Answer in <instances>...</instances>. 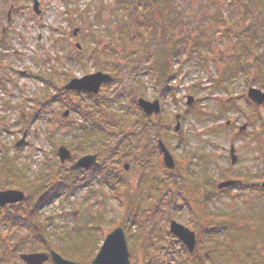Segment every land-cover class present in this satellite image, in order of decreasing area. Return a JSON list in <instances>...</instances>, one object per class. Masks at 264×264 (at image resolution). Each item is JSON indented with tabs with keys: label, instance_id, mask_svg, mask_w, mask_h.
Masks as SVG:
<instances>
[{
	"label": "trees",
	"instance_id": "trees-1",
	"mask_svg": "<svg viewBox=\"0 0 264 264\" xmlns=\"http://www.w3.org/2000/svg\"><path fill=\"white\" fill-rule=\"evenodd\" d=\"M217 1L198 0L199 4L208 6L202 8V20L195 28L199 31L191 38L190 30L189 33L177 35L176 25H181V20L176 14V7H173L174 0H152L151 3L150 0H116L119 10L125 13L123 16L130 17L133 11L138 12L137 26L141 27L144 37L149 40L145 42L140 34L133 36L136 49L148 48L145 49L147 54L144 57L154 97L174 98L176 88L171 81L180 76V68H176L177 61L182 55L191 60L211 50L213 39L208 38L211 39V35L217 32L221 35L218 36L219 42L223 43L226 39L231 46L227 64L216 84L222 81L229 83L237 77L250 85L263 83L264 0H225V9L214 3ZM209 29L213 30L210 36L207 34ZM121 38L125 39L124 33ZM121 43L124 44L123 41ZM101 49V56H109L110 62L112 59V67L99 61L98 50L88 53L87 57L84 56L86 52L80 51L75 61L83 65L90 56L94 67L112 75L118 64L117 51L109 45ZM106 57L102 59L106 60ZM112 79L109 85L118 82L116 78ZM136 79L131 86L125 84L122 88L120 83V86L113 87L107 96L81 94V100H86L82 103L84 106L67 101L70 112L77 116L74 121L64 122L62 127L65 131L61 139L67 142L74 156L96 154L95 166L78 170L68 167L53 174L54 169L47 165L32 176H27L26 168L17 164V156L13 154L12 148L10 153V148L1 144L0 190L19 189L26 195L17 204L0 206V264H12L18 253L26 250H54L64 258L80 263L91 261L98 249L95 247L92 251L93 240L98 242L96 236L106 232L99 222L100 216L82 217L76 226L67 229L66 225L55 224L54 212L50 213L48 209L58 196H73L77 190L84 188L89 194L92 191L89 184L91 179L95 180L98 187H102H95L101 192L109 188L110 197L116 199L120 206L119 211L124 218L110 226H121L125 230L130 264H264L262 250L256 249L253 253L243 249L247 248L243 247L244 243L240 245L226 241L229 236H233L236 241L242 242L236 237V227L233 226L241 220L240 212H216L211 206L208 207L216 196L227 194L233 188H248L250 192L257 189L261 192L259 184L244 182L237 175L235 179L238 183L218 190L209 184V180L218 179L214 171L212 173L207 169L201 177L198 176L192 172V161L188 155L173 153L175 169H165L157 140L160 139L166 147L173 149L168 137L170 121L162 115L156 120L144 116L136 101L137 97L144 98L142 90L146 86ZM244 98L250 104L249 107L259 110L257 104L246 96ZM232 99L226 98L225 103L229 108L234 105ZM258 115L256 125L264 135V119L261 114ZM255 140L260 142L259 137L255 136ZM127 159L134 160L139 170L135 186L131 185L123 169ZM53 175L57 178L55 181ZM221 177L225 178L224 175ZM263 177L264 174H260L258 180ZM132 187L133 191L130 190ZM184 210L190 215L191 228L196 233V245L192 253L168 232L169 220L180 219L179 213ZM260 220L257 223L262 225L263 220ZM249 221L253 223L254 219ZM241 223L249 222L243 220ZM13 236L18 237L13 240ZM260 239L264 245V236H260Z\"/></svg>",
	"mask_w": 264,
	"mask_h": 264
},
{
	"label": "rangeland",
	"instance_id": "rangeland-1",
	"mask_svg": "<svg viewBox=\"0 0 264 264\" xmlns=\"http://www.w3.org/2000/svg\"><path fill=\"white\" fill-rule=\"evenodd\" d=\"M37 1L41 11L39 14L33 12L32 0H0V148L3 144L10 148V153L13 151L17 156V164L26 168L27 176H32L47 165L54 169L53 174L62 172L79 157L72 155L67 142L61 139L65 131L62 126L66 121H74L77 116L69 111L67 101L84 106L82 103L86 100H81V94L66 93L62 88L72 79H80L96 71L104 73L98 70L97 66L94 67L90 56L85 59L83 65L75 61L80 50L86 52L85 57L88 53L98 50L99 61L112 67V59L110 62L109 56H101V48L109 45L117 51L118 64L116 72L112 75L118 82L104 85L98 97L107 96L108 92L113 87L120 86V83L122 88L125 84L131 86L137 78V82L146 86L142 90L144 98L148 101L159 100L161 115L170 121L168 137L173 149L169 150L172 154L188 155L192 161V172L201 177L203 171L209 169L212 173L214 171L217 178L224 175L229 179L239 175L238 178L244 182L256 184L264 180V177L257 180L260 174H264V135L256 125L258 114L264 119V103L259 105V110L256 111L248 106L250 104L246 103L244 98L250 87L263 90L264 81L259 85H250L241 77H237L232 78L229 83L222 81L221 84H216L227 64L231 46L226 39L223 43L219 42L220 33L211 35V39L207 37L208 40L213 39L211 50L196 59L190 60L186 55L179 58L176 68H180V76L171 81L176 88L174 98H157L152 94L149 71L146 70L148 64L144 56L147 54L145 49L148 48L134 47L137 45L134 35L140 34L145 42L149 41L144 37L141 27L137 26L138 12L133 11L130 17L123 16L125 13L119 10L116 0ZM226 1L218 0L214 3L225 9ZM11 3L17 6L7 22L6 13ZM173 5L181 20V25H176L177 35L189 33L190 30V37H195L199 31L195 28L199 26L198 22L203 16L201 10L208 5L199 4L198 0H174ZM125 22L126 26H123ZM3 27L5 31L1 32ZM74 28H79L75 37L71 34ZM212 32L213 30L209 29L207 34L210 36ZM123 33L125 39L121 38ZM104 57L106 60L102 59ZM188 96L194 99L190 105L186 104ZM226 96L233 98L234 105L231 108L225 103ZM177 114L180 115L179 124L175 118ZM243 124L247 126L239 132L238 127ZM176 125L177 131L174 130ZM23 135L24 144L15 148L14 144L20 141ZM255 136L260 138L259 143ZM62 144L69 149L72 157L71 161H65L63 164L55 153ZM231 145L235 147L237 154V161L232 165L228 154ZM127 160L128 169L125 173L131 185L135 186L139 170L134 160ZM52 177L53 181L57 179L54 175ZM219 181L221 180L212 179L209 184L215 186ZM89 182L92 190L89 194L84 188L77 190L73 196H58L48 209L50 213L54 212L55 224L66 225L67 229L76 226L82 217L91 215L92 218L99 215V222L106 234L112 230L110 225L123 220L124 215L119 211L120 206L116 199L110 197L109 188L102 189L105 193L103 194L95 188H102L95 184V180L91 179ZM130 190L133 191L134 188ZM256 190L250 192L248 188H233L227 194L220 193L208 206L216 212H240L241 220L233 226L236 227V237L242 242L236 241L233 236H229L226 241L240 245L244 243L243 247L247 248L243 249L253 253L256 249L264 252L260 239V236H264V189L261 192ZM249 214L253 216L249 217ZM179 215L180 219L176 220L191 228L188 218L190 215L186 210ZM251 218L254 219L253 223L249 221ZM258 219L263 220H260L262 225L257 223ZM243 220L249 223L242 224ZM105 234L96 236L99 241L96 243L93 240L92 251L101 245ZM17 237L13 236L12 239L16 240ZM16 258L12 264H22L18 256Z\"/></svg>",
	"mask_w": 264,
	"mask_h": 264
},
{
	"label": "water",
	"instance_id": "water-1",
	"mask_svg": "<svg viewBox=\"0 0 264 264\" xmlns=\"http://www.w3.org/2000/svg\"><path fill=\"white\" fill-rule=\"evenodd\" d=\"M38 1H33V10L36 14H38ZM77 29H73L72 35H76ZM110 76L105 75L101 72H97L94 74L86 75L82 77V79H73L70 81L64 88L67 90H73L80 92H91L97 93L100 85L103 82L109 81ZM248 97L257 102V104H261L264 101V91L261 92L259 89L249 88L248 89ZM193 101L192 97H188L187 104H190ZM138 106L142 109L144 114L152 115L158 114L160 111L159 101L154 100L153 102H149L144 100L143 98L138 99ZM246 125H243L239 128L240 131L244 130ZM178 129V125H176L175 130ZM23 138L14 144L16 147H19L24 142ZM162 153V159L165 166L169 169L174 168V161L164 147L163 143L159 141V147ZM57 155L61 163L66 160L71 159V155L69 150L61 145L57 148ZM230 158L232 164L236 162L237 156L235 155V149L233 146L230 148ZM96 155H84L76 160L70 168L78 169V168H88L94 165L96 162ZM127 168V167H125ZM230 184H233V181H226L218 184L219 188L227 187ZM262 187L264 188V182L262 183ZM25 198V195L20 190L15 189H7L0 191V206L5 204H14L22 201ZM169 231L170 233L176 237V239L180 240L183 245L187 248L189 252L193 251V247L195 246V233L184 225L180 224L175 220H170L169 223ZM129 251L127 248V243L125 240L124 231L122 228L117 227L114 230L110 231L109 234L106 235L103 244L101 245L99 251L96 256L93 258L91 263H81V264H129ZM19 258L24 264H43L49 260V258L53 261L54 264H80L79 262H74L68 259L63 258L61 255L56 253L55 251H50V254L47 253H22Z\"/></svg>",
	"mask_w": 264,
	"mask_h": 264
},
{
	"label": "flooded vegetation",
	"instance_id": "flooded-vegetation-1",
	"mask_svg": "<svg viewBox=\"0 0 264 264\" xmlns=\"http://www.w3.org/2000/svg\"><path fill=\"white\" fill-rule=\"evenodd\" d=\"M33 1V0H32ZM0 5L2 6V4L0 3ZM16 6L15 4L11 3L9 6H8V9H7V13H6V21L9 22L10 20V15H11V12L14 10H16ZM32 6H33V3H32ZM40 6V5H39ZM32 10H33V7H32ZM41 12V11H40ZM5 31V27H3L1 29V32H4Z\"/></svg>",
	"mask_w": 264,
	"mask_h": 264
}]
</instances>
